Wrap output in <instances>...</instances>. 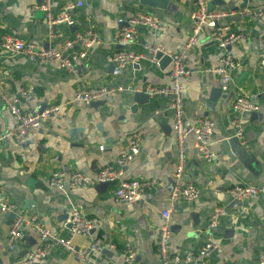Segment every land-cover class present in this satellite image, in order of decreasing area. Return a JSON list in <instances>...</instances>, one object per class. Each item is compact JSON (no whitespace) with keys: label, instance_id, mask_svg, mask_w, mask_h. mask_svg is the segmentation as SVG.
I'll return each instance as SVG.
<instances>
[{"label":"crops","instance_id":"0c3cea01","mask_svg":"<svg viewBox=\"0 0 264 264\" xmlns=\"http://www.w3.org/2000/svg\"><path fill=\"white\" fill-rule=\"evenodd\" d=\"M43 1L1 0L0 39L16 33L20 39L47 49L72 39L76 32L92 30L99 41L74 63L72 71L58 64L35 65L20 55L0 50V94L19 88L30 90L31 100L23 104V109L64 105L61 116L45 121L23 144L9 137L0 143L1 197L15 206L17 214L34 218L62 238L70 236L66 224L70 210L81 207L87 218H96L101 225L89 236L74 237L75 248H85L96 239L105 247L83 263L56 246L39 264H160L156 251L157 233L163 221L160 212L168 209L171 191L188 182L197 188L199 196L171 209L169 253L197 252L210 242L219 248L210 256L209 264H260L264 257V195L236 202L227 190L236 185L264 187V69L258 65L264 16H232L222 21V26L228 28L225 34L244 35L229 49L237 67L231 71L227 92L219 90L214 74L204 72L218 66L225 51L212 41L210 32L200 38L191 52L187 61L190 75L181 80L184 125L197 118L211 120V143L218 157L212 163L205 162L190 138L184 170L177 178L170 98L147 97L125 89L91 104L74 102L73 96L83 88L168 86L170 65L159 67L145 45L155 43L165 53L176 54L191 30L193 0H49V14L54 17L67 3H82L70 13L73 25H56L53 38L48 35L45 13L35 8ZM207 3L221 10L244 6L242 0ZM260 3L250 0L247 5L256 7ZM137 13L156 18L164 25V31L156 33L142 27L135 42L118 43L117 34ZM80 49L74 47L69 53ZM121 50L144 54L150 60L119 69L109 64L106 57ZM240 93L256 106L254 112L241 117L232 111L233 99ZM13 125L0 98V136ZM138 128L145 129V136L138 156L124 169L122 177L160 184L146 191L140 201L118 203L114 185L66 186L64 193L48 187L49 174L55 169H73L93 178L101 168L114 167L127 147V136ZM216 207L224 208L226 214L209 228V218ZM13 218V213L0 212V264H18L39 243L32 227L25 226L20 238L8 244ZM128 247L135 255L131 263H126L122 254Z\"/></svg>","mask_w":264,"mask_h":264},{"label":"built area","instance_id":"2783aa9c","mask_svg":"<svg viewBox=\"0 0 264 264\" xmlns=\"http://www.w3.org/2000/svg\"><path fill=\"white\" fill-rule=\"evenodd\" d=\"M246 4L234 10L209 9L207 0H193L190 18L192 22L191 30L186 37L180 50L173 55L167 54L155 43L145 45V49L154 55L159 51L163 55L170 57L169 85L154 86L145 85L137 88L117 87V88H83L77 90L73 96L74 102L91 104L104 101L118 91L131 90L135 93H143L147 97L166 96L170 98L169 108L173 113L172 134L176 151V170L175 177L179 178L185 166V149L192 138L193 145L198 155L207 163L217 160V153L211 143L214 124L208 118H197L190 124L184 125L183 120V91L181 80L190 75L187 69L188 58L199 42L200 38L210 32V37L221 49L223 55L219 59L218 66L204 69L205 73L214 74L217 77L218 88L221 92H227L231 87V71L237 67L232 53L229 51L231 46L244 39L243 33L225 34L227 27L222 26V21L227 17H247L250 19H261L264 16V0L256 7ZM1 2V0H0ZM82 3H67L64 5L57 16L49 14V0H44L35 8L45 13L46 23L49 30V37L53 38V27L58 24L73 25L70 13ZM147 28L156 33L164 31V25L156 18L145 14L137 13L129 17L127 26L122 28L117 34V42L126 45L133 43L138 38L140 28ZM98 35L92 30L76 32L72 39L64 41L58 46L47 49L33 43L20 39L16 33L3 35L0 39V50L10 55H20L35 65L58 64L67 71L74 69V63L85 57L86 50L98 43ZM74 47L81 49L70 54ZM149 59L148 56L132 51L121 50L113 52L106 57L109 64L122 69L126 65L137 64L141 60ZM150 60V59H149ZM156 64L158 63L153 59ZM258 65L264 69V23L262 37L258 41ZM0 98L13 119V128L5 135L0 136V143L7 137L12 138L17 144H23L27 139L39 131L43 123L49 119L61 116L64 105H49L45 107H30L23 109V104H28L31 100V91L19 88L14 92H3ZM256 106L244 94L235 95L232 102V111L239 117L244 114L252 113ZM238 128L237 134L240 135L241 129L238 120L235 121ZM145 136V129L138 128L127 136V147L121 152L115 162V166H105L91 178L77 170L55 169L49 174L47 185L50 189L64 193L65 187L84 188L92 187L97 184L114 185V197L118 203H136L142 199L146 191L157 188L160 184L153 180H133L124 179V169L132 163L139 154L141 144ZM24 160V157H22ZM229 197L236 202L244 200H255L264 195V187L251 185H236L227 190ZM199 191L188 182L183 186H176L169 195L168 209L160 212L162 224L157 233L156 251L160 264H209L210 256L218 250L216 244L207 242L197 252H188L184 255H172L169 253V240L171 227L169 217L171 209L179 202H190L198 198ZM0 212L3 214L13 213L14 218L9 228L7 243L12 244L21 236L25 226H31L37 234L39 243L36 249L29 252L18 264H39L50 252L53 247L59 246L72 254L78 261L86 263L93 252L100 251L105 247L100 239L94 240L89 246L76 249L73 244L74 237L89 236L96 231L101 223L96 218H87L81 207L72 208L67 215L66 224L69 226V238H62L51 232L34 218H26L16 213L14 205L8 203L1 197L0 191ZM226 214V210L216 207L212 211L208 226L213 228L219 219ZM114 248V245H109ZM123 258L126 263L134 260V252L128 247L123 251ZM260 264H264V257Z\"/></svg>","mask_w":264,"mask_h":264},{"label":"water","instance_id":"95a60500","mask_svg":"<svg viewBox=\"0 0 264 264\" xmlns=\"http://www.w3.org/2000/svg\"><path fill=\"white\" fill-rule=\"evenodd\" d=\"M243 4H246V0H242ZM209 9H213V7H210V5H208ZM154 59L158 62L159 67L164 66L165 64H169L170 63V57L167 55H163L161 52L157 51L154 53ZM138 94H143V93H138ZM137 94V95H138ZM144 95V94H143ZM139 96V95H138ZM141 96V95H140ZM97 103V102H94ZM233 141H237V139L233 138ZM107 184H97L98 187L100 186H104Z\"/></svg>","mask_w":264,"mask_h":264}]
</instances>
